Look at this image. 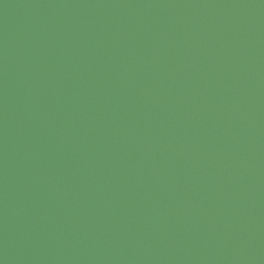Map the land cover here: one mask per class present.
<instances>
[{"label": "water", "instance_id": "water-1", "mask_svg": "<svg viewBox=\"0 0 264 264\" xmlns=\"http://www.w3.org/2000/svg\"><path fill=\"white\" fill-rule=\"evenodd\" d=\"M0 264H264V0H0Z\"/></svg>", "mask_w": 264, "mask_h": 264}]
</instances>
